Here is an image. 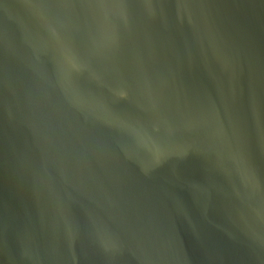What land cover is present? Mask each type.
Listing matches in <instances>:
<instances>
[{
	"label": "water",
	"instance_id": "obj_1",
	"mask_svg": "<svg viewBox=\"0 0 264 264\" xmlns=\"http://www.w3.org/2000/svg\"><path fill=\"white\" fill-rule=\"evenodd\" d=\"M0 264H264V0H0Z\"/></svg>",
	"mask_w": 264,
	"mask_h": 264
}]
</instances>
